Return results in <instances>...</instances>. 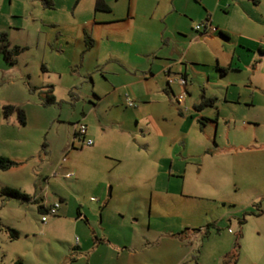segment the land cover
Returning a JSON list of instances; mask_svg holds the SVG:
<instances>
[{
  "label": "rangeland",
  "instance_id": "1",
  "mask_svg": "<svg viewBox=\"0 0 264 264\" xmlns=\"http://www.w3.org/2000/svg\"><path fill=\"white\" fill-rule=\"evenodd\" d=\"M35 4L0 0V34H8L16 58L11 64L0 53V156L16 162L0 166V264H224L234 251L236 264H264V56L258 51L242 63L236 57L230 74L213 73L210 84L196 76L193 94L185 92L192 102L202 86L221 95L203 111L189 105L180 115L181 105L162 102L151 106L159 118L138 121L124 112L123 129L138 134L132 141L139 152L130 156L143 172L128 189L115 186L113 194L102 185L100 195L102 174L91 169L95 145L74 133L82 123L106 138L123 133L102 122L109 108L98 107L95 94L108 84L92 54L53 52ZM48 95L56 101L47 104ZM9 104L25 110L26 124L17 112L5 115ZM154 160L160 169L151 186L142 178L157 173ZM106 177L122 180L116 170ZM6 187L30 200L5 194ZM43 201L59 203L58 213L40 212Z\"/></svg>",
  "mask_w": 264,
  "mask_h": 264
},
{
  "label": "crops",
  "instance_id": "2",
  "mask_svg": "<svg viewBox=\"0 0 264 264\" xmlns=\"http://www.w3.org/2000/svg\"><path fill=\"white\" fill-rule=\"evenodd\" d=\"M33 1L35 9L41 8L37 17L44 27L42 32L49 29H45V33L56 43L53 52L56 55L68 52L92 54L108 84L105 92L95 94L98 107L105 104L109 108L102 122L108 120L110 127L123 133H108L114 138L109 142H106L109 139L106 133L88 131L85 138L78 139L96 140L92 150L96 152L97 161L91 169L102 174L96 180L100 195L108 185L113 194L115 186L128 189L132 186L133 176L138 171L143 172L140 161H134L130 156L138 151L137 140L132 141L138 134L123 129L127 121L123 120L124 112L128 117L132 114L138 121L147 117L159 118L162 115L160 109L151 106L162 102L177 103L176 96L183 91L191 96L196 76L207 78L210 84L213 73L220 79L230 74L236 57L242 63L249 58L255 59L258 51L264 56V0L258 4L253 0H104L109 8L107 11L97 10V0H51L53 7L45 6L43 0ZM202 22L216 27L217 31L208 25L203 30H196V25ZM86 33L94 40L90 50L86 48ZM204 53L207 57H203ZM211 55L213 62L206 60ZM208 65L211 69L205 68ZM218 66L230 69L222 74ZM169 74L183 75L188 81L186 88L177 81L169 83ZM174 84L178 85V92ZM224 86L228 98L229 84ZM201 89L197 103L186 97L184 105L195 108L203 97H216L217 100L221 97L211 92L208 85ZM126 95L137 105L128 106ZM177 108L182 115L185 110ZM114 111L122 113L114 119L110 117ZM103 139L106 140L102 146L100 141ZM115 157L121 160H115ZM151 164L157 167V173L153 171L142 180L153 186L158 181L160 162L154 160ZM81 167L79 170L84 173L87 165ZM115 170L122 176L118 183L106 177V171ZM102 185H105L104 190ZM165 191L166 195L170 194L169 188ZM42 203L45 205L44 201Z\"/></svg>",
  "mask_w": 264,
  "mask_h": 264
},
{
  "label": "trees",
  "instance_id": "3",
  "mask_svg": "<svg viewBox=\"0 0 264 264\" xmlns=\"http://www.w3.org/2000/svg\"><path fill=\"white\" fill-rule=\"evenodd\" d=\"M253 1L256 4H258L260 2V0H253ZM43 2H44L45 6L53 7V3L51 0H43ZM96 8H97V10H102V11H107L109 9L104 0H97ZM85 42H86L87 50H90L94 45V40L87 33H86V41ZM14 50L15 49L11 47V43H10V40L8 38V34L7 33H1L0 34V53H3L5 55V58L11 64L16 63V58L14 56ZM218 68L222 72V74H226L228 72V70L230 69L229 67L228 68H222L220 66H218ZM55 101H56V98L54 95H48L46 100H45V102L47 104L53 103ZM216 101H217L216 97H203V99L200 101V103L198 105L195 106V108L198 111H202L206 107L215 106ZM14 112H17V115H18L20 122L22 124H26V112L22 107L15 106L12 104L4 106V113L6 116H10ZM75 136H79V134L77 132H75ZM15 164H16V162L13 161L12 159H10L8 157L0 156V166L2 167V169H5V170L10 169ZM3 192L5 194L10 195V196L15 197V198H19L22 200L24 199L26 201L30 200V197L28 194H26V193H24L21 190L16 189V188L6 187L3 189ZM46 210H47L46 206L43 204H40L39 211L44 213ZM18 236H19L18 231L12 230V237L17 238ZM237 262H238V253L236 251L232 252V254H228L224 260V264H236Z\"/></svg>",
  "mask_w": 264,
  "mask_h": 264
},
{
  "label": "built area",
  "instance_id": "4",
  "mask_svg": "<svg viewBox=\"0 0 264 264\" xmlns=\"http://www.w3.org/2000/svg\"><path fill=\"white\" fill-rule=\"evenodd\" d=\"M207 25L211 28L213 31H217V28L212 26V25H209L208 23H205V22H202V23H199L196 25V30H203L204 28H207ZM168 80H169V83L173 82V81H177L182 87L186 88L187 84H188V81L187 79L183 76V75H180V76H172V75H168ZM185 98H186V95H185V92L179 94L176 96V101L179 105L182 106V109L187 111L189 110V108L187 106L184 105L185 103ZM126 103L128 106H134L135 105V100L130 97L129 95H126ZM87 131H88V127L85 123H82L80 124L79 127H77V133L81 136H83L84 138L86 137V134H87ZM84 142L87 144V145H93V140L92 139H85ZM74 173L70 172L68 173V177L70 176H73ZM47 210L44 212L45 214H47L48 216L49 215H56L58 213V209L60 208V204L59 203H55L54 205L50 206V207H47ZM47 216H43L42 217V221L44 223L47 222Z\"/></svg>",
  "mask_w": 264,
  "mask_h": 264
}]
</instances>
